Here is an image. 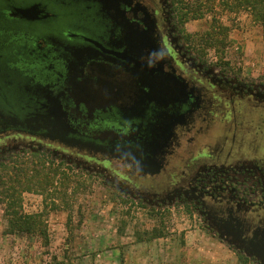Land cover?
I'll list each match as a JSON object with an SVG mask.
<instances>
[{"label": "flooded vegetation", "instance_id": "flooded-vegetation-1", "mask_svg": "<svg viewBox=\"0 0 264 264\" xmlns=\"http://www.w3.org/2000/svg\"><path fill=\"white\" fill-rule=\"evenodd\" d=\"M173 5L0 0V166L18 146L97 168L163 202L192 200L235 248L256 250L264 160L234 158L236 133L213 141L217 120L234 126L264 89L192 55Z\"/></svg>", "mask_w": 264, "mask_h": 264}, {"label": "rangeland", "instance_id": "rangeland-1", "mask_svg": "<svg viewBox=\"0 0 264 264\" xmlns=\"http://www.w3.org/2000/svg\"><path fill=\"white\" fill-rule=\"evenodd\" d=\"M173 13L176 16L174 9ZM210 20L208 14L179 22L192 55L204 57L215 69L230 71L241 84L264 89L261 25L246 11L236 16L223 15V21L230 26L223 50L198 48L191 35L198 36ZM237 100L255 102L247 95ZM256 104L259 106L253 109L241 106L242 103L237 106V126L235 116L234 126L216 122L215 144L225 135H238L234 158L261 156L264 160V104L257 101ZM215 147L212 145L213 150ZM13 148L16 151L5 160L7 163L33 158L27 166H35L41 159L46 182L54 178L53 185L46 190L22 193L25 212L43 213L49 244L42 245L39 238L24 232H4L6 219L0 203V264H264L219 235L192 200L163 202L157 196L114 182L97 168L80 166L49 153L33 155L31 147L24 151L18 146ZM65 182H70L66 188ZM153 228L162 231V235L150 238L149 231Z\"/></svg>", "mask_w": 264, "mask_h": 264}, {"label": "trees", "instance_id": "trees-1", "mask_svg": "<svg viewBox=\"0 0 264 264\" xmlns=\"http://www.w3.org/2000/svg\"><path fill=\"white\" fill-rule=\"evenodd\" d=\"M174 9L181 22L192 18H203L211 15L207 28L192 36V41L201 49L213 47L217 51L225 47L230 26L223 21V15L236 16L242 11L250 14L252 20L262 27L264 40V0H173ZM30 160H34L31 158ZM30 160H15L12 164L3 163L0 166V203L3 205V215L6 219V233L24 232L30 237L39 238L42 245L49 244V232L42 212L27 213L23 210L22 193L25 190H46L52 182H46L42 175L44 163L40 159L35 166H27ZM57 172V171H56ZM82 182V181H81ZM70 182H65V188ZM53 206H57L53 203ZM150 238L162 235V231L153 228ZM246 261V258H242Z\"/></svg>", "mask_w": 264, "mask_h": 264}, {"label": "water", "instance_id": "water-1", "mask_svg": "<svg viewBox=\"0 0 264 264\" xmlns=\"http://www.w3.org/2000/svg\"><path fill=\"white\" fill-rule=\"evenodd\" d=\"M23 13H26V10H20ZM253 248L256 250H249L248 248L246 249L248 254L255 255L258 259L261 261H264V242L262 243H257L253 244Z\"/></svg>", "mask_w": 264, "mask_h": 264}]
</instances>
